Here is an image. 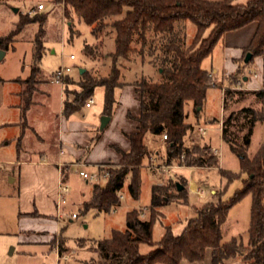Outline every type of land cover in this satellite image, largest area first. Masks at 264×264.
Returning <instances> with one entry per match:
<instances>
[{
    "label": "trees",
    "instance_id": "trees-1",
    "mask_svg": "<svg viewBox=\"0 0 264 264\" xmlns=\"http://www.w3.org/2000/svg\"><path fill=\"white\" fill-rule=\"evenodd\" d=\"M234 1L54 0L56 4L64 3L65 16L71 22L70 40L78 34L74 29L75 17L91 27L96 38L95 45L99 43L102 31L110 29L115 34V50L109 54L112 64L107 76L97 77L88 71L80 73L79 80H74L75 89L69 88V76L66 77L63 102L65 115L80 111L96 90L103 88V114L112 117L117 104L116 89L127 85L121 81L123 61L132 62L136 56L140 57L141 63L148 61L157 66L162 75V80L158 82L143 78L131 84L135 88L141 111L138 117L128 112V117L138 124L136 131L127 135L131 142L130 150L126 152L117 148L121 154L120 167L110 168V178L94 185L92 197L83 203V213L91 209L98 213H110L122 204L120 195L126 187L133 198H139L141 167L150 155L147 134L163 136L164 132L167 133L169 161L180 162L184 155L188 166H219L220 159L210 146L187 143L186 138L194 131V126L185 121V105L192 101L196 110L202 109L212 86L210 72L203 69L202 63L212 55L224 33L257 20L258 29L246 53L251 52L253 58L264 55V0H248L246 4H235ZM47 20L48 14L45 12L34 17L22 14L13 30L0 36V49L9 51L30 24H39L32 41L31 73L24 80L29 87L20 92L23 129L34 103L33 95L37 91L31 85L36 82V77L42 81L44 76L40 62L47 50ZM189 21L196 26V33L192 43L187 45ZM137 44H140L139 48L135 46ZM92 45L86 43L84 52L94 58ZM247 93L244 90H227L226 102ZM259 95L263 100L262 92L259 91ZM240 117L245 120L239 124L240 129L248 127L242 137V146L237 144L234 134L228 135L229 128L234 127L232 121ZM258 122H264V108L256 110L245 107L237 113H231L224 121L223 140L240 158L242 172L246 174L242 187L230 200L222 199L223 192L214 194L215 200L196 208V215L179 235L168 229L159 241H155L154 224L161 214L158 209L170 201L172 189L177 190L175 198L185 204L189 191L186 179L180 182L185 186L181 191H178L177 183L172 179L166 186L155 184L152 186L151 214L148 219L141 218L139 210L135 208L127 213L125 231L114 229L109 238L77 241L81 247L90 245L98 253V258L85 264H181L183 260L194 263L204 261L209 249L212 250V257L208 264H224L225 260L239 256H242L245 264H264V141L254 158L251 159L247 153ZM221 173L230 182L238 177L223 169ZM249 194L252 196V208L248 245L240 238L223 242V226L230 209ZM167 198L168 202L165 201ZM141 244L150 245L153 249L143 254L140 252ZM60 251H65L64 240L60 243Z\"/></svg>",
    "mask_w": 264,
    "mask_h": 264
},
{
    "label": "rangeland",
    "instance_id": "rangeland-1",
    "mask_svg": "<svg viewBox=\"0 0 264 264\" xmlns=\"http://www.w3.org/2000/svg\"><path fill=\"white\" fill-rule=\"evenodd\" d=\"M51 1L4 0L0 2V36L11 32L15 27V23L20 20L22 14L26 13L30 17H34L37 14L42 13L28 12L35 8L39 2H43L46 6V11H48L47 34L45 38L47 50L40 62L44 76L42 77V81L39 80V77H36L34 79L36 82L31 85L37 90L33 95L34 103L37 97L45 98V96L37 95L39 88L44 79H49L62 64L71 68V73L68 75L70 89H75L77 87L74 84V80H79L81 69H85L97 77L107 76L110 73L112 64L109 54L115 50V34L112 30L107 29L102 31L99 43L95 45L96 38L92 34L91 27L84 22L79 21L76 17L74 29L78 34L70 40V26L65 16V12L63 14L64 24L62 25L59 8L56 9L57 11L51 10L54 0ZM16 9H20V11L16 12ZM38 29V23L30 24L26 31L19 36L14 47H11L4 59L0 60V143L4 142L3 139L6 133L9 132V130L2 128L1 125L7 122L20 121V112L13 110L12 108L13 104L18 103V99L14 98V93L17 89H19L18 91H22L29 87L27 81L24 80H26L31 73L33 52L32 41ZM186 31L187 45H190L196 33V26L189 21L187 22ZM24 35L26 36L24 37ZM86 43L93 44L94 58L87 56L84 52V45ZM159 44L160 43L157 45ZM135 46L139 48L140 44ZM71 55H75V58L71 59ZM208 62L209 60L207 59L203 63V68L207 66ZM121 71V81L127 84L143 78L154 82L162 80L161 72L158 71L157 66L151 65L148 61L147 63H141V58L137 56L132 62L123 61ZM93 97L95 103L92 105V108H83L77 112V115L83 116L84 113L87 115L89 114L87 119L91 120L92 116L97 114L98 118L96 119V124L99 127V132H103L106 130V128L101 130L102 117H100L101 113L104 111L103 88H98ZM49 101L46 110L48 116L50 110H59L61 103L59 85L52 86V93ZM233 101L227 100L226 102L225 97L222 95L221 88L213 85L209 88L208 96L204 101L202 109L196 110L194 103L189 101L185 105V113L186 118H190L194 125H204L209 128L207 133L208 136H204L205 140L211 139V144L214 147H219L222 143L223 155L220 159L221 167L224 171L229 172L228 174H235L238 177L230 182L227 177L222 175L221 169L220 172L218 170H212L219 168L220 164H218V167L209 168L188 166L185 160L184 162H176L179 164H185L188 167H197L198 169H201L200 172L207 174L208 177L209 185L208 188H206L208 194L209 189L214 187V189L217 190L216 193L220 194L223 192V200H230L236 191L242 187V180L246 177V174L242 172L240 158L231 150L229 144L221 139L222 134L219 131L220 123L218 120L221 118L222 114L224 115V121H226L231 113H237L245 107H251L252 104L251 96H247V94L237 95L236 99ZM120 115L117 116L119 122L122 121ZM244 122L245 120L242 117L238 120L234 119V121H232L234 127H230L228 132V135L232 134L233 136L234 134L236 136L237 144L241 146L243 144L242 137L248 130V127L240 129L239 124ZM191 136L192 141L189 140L188 143H193L196 146H204L199 144L200 141L196 138L194 133ZM154 137L153 134H147V145L151 149H157L164 154L165 149L154 144ZM159 141L160 143L163 141V136L156 140V143H159ZM263 141L264 123L259 122L254 130L251 144L247 152L251 159L258 153ZM11 146H13V148L10 150L14 151L5 149V146L0 145V264H58L55 249L57 243H61L63 240L65 250L63 253H71V259L68 263L62 261L59 264H84L86 261L98 258V253L94 249H91L90 245L81 247L77 241L79 239L91 241L109 238L114 229L125 231L127 213L135 208L139 210L145 206H148L150 209L152 186L158 184L164 177H166L162 172L155 173L141 167V189L139 198H133L126 187L122 192L124 196L122 204L110 213H98L94 209L89 210L87 213H83L81 211L83 203L92 197L94 185L100 182H105L106 179L100 178L98 181L87 182L79 175L80 169L72 168L63 178L66 179L64 182L70 187V194L67 196L66 203L62 206V218L60 220L58 217L55 218L57 224L58 222L61 223L60 229H58V233L60 232L59 235L55 232L52 238L53 243L48 245L22 244L20 242L21 239L27 236L26 234L21 233L23 228L27 229L29 225L38 226L40 223L34 220L31 222H20L19 220V211H27V209H30L34 203L30 197L31 195L28 194L29 187L25 185L24 188H21L18 180L12 182L7 171H2L5 168H9L8 165H5L6 161L11 157L17 156L16 144L14 143V145ZM156 155L155 152H151L150 150L149 158L155 157L158 161H160V158H163L160 153H158L157 156ZM148 161V158L145 159L143 165H147ZM108 165H111L112 167H120L119 162ZM84 169L87 172H93L96 170V168L91 169L88 167H85ZM208 169L211 171H208ZM178 170L181 169H177L171 173L172 175L176 174L175 180H172L173 182L175 181V183L184 181V178L181 175H178ZM169 180L164 179L162 185H168ZM128 182L129 179L127 183ZM176 191L177 190L172 189L170 193L172 197L169 198L170 201L168 198L165 199L166 202H169L158 209L161 214L154 224L153 237L155 241H159L168 229H170L175 235H179L188 221L196 215V208L207 203L212 198L211 195H207L205 198H200L188 191V201L186 204H183L175 198L177 196L175 193ZM213 200H215V198H213ZM251 208L252 196L249 194L230 209L227 221L223 226V242L229 241L232 238H240L245 245H248ZM73 212L79 215L77 219L71 218ZM150 214L149 211L145 219H148ZM57 224L56 226H58ZM66 244L68 248L66 247ZM152 249L153 247L150 245H140V252L143 254L148 253ZM211 257L212 250L209 249L204 261L191 263L187 260H183L181 264H208L211 261ZM224 264L245 263L242 256H239L225 260Z\"/></svg>",
    "mask_w": 264,
    "mask_h": 264
},
{
    "label": "crops",
    "instance_id": "crops-1",
    "mask_svg": "<svg viewBox=\"0 0 264 264\" xmlns=\"http://www.w3.org/2000/svg\"><path fill=\"white\" fill-rule=\"evenodd\" d=\"M1 1L4 0H0V2ZM247 2L248 0L234 1L235 4H246ZM38 4L44 3L39 2ZM36 7L33 9H36ZM58 8L63 25L64 3H53V6H51V10L53 11H57L56 9ZM17 10L16 12L20 11V9ZM46 10L45 6V9L40 12L47 13L48 11ZM69 24H71V22H69ZM258 25L259 22L255 20L239 29L224 33L217 43L212 55L203 61L204 63L207 59L209 60L207 66L203 69L210 72L212 86H219L221 92L223 87L238 85L239 80L235 81V79L242 77V79H244V91L248 92L247 96H251V108L256 110L264 108V98L262 100L258 91V89L264 88V55L255 56L251 63H245V57L247 55V49L257 32ZM25 36L26 35H24V37ZM7 52L8 51H6V54ZM250 69L258 72L259 77L257 79H252V77L250 79V77H247L246 72ZM50 79L51 77L49 79L45 78L41 84L37 95L45 96V98L37 97L35 103H33L28 112L27 123L24 129L22 127L21 114H19V122H7L1 125L2 128L9 130V132L6 133L3 139L4 142H1L0 145L10 150L13 148L11 145L15 143L17 152L16 157H11L6 161L5 165H8L9 168H5L2 171H7L12 182L18 180L21 188L27 185V187H29L28 194L31 195L30 197L34 203L27 211H19V220L20 222H31L34 220L40 223L38 226L29 225L27 229L23 228L21 233L27 236L21 239L20 242L22 244H50L54 233L58 232V229H60L59 226H56L57 222L55 220V218L58 217L57 197L59 182L61 180L63 182L64 180L66 181V179L63 178L72 168L79 169L75 164H85V167L93 169L96 168V165H108L119 162L121 154L117 148L126 152L130 150L131 142L127 135L136 131L138 125L135 120L128 118V112L138 117L141 111L140 102L136 97L135 88L131 85L132 83H128L123 88H117V104L111 121L106 127V130L99 132V127L96 124V119L98 118L97 114H94L91 120L87 119L89 114L87 115L86 113H84L83 116H78L77 112L71 115H65L63 108L65 94L63 89L59 86L61 92L59 110H50L48 116L46 114L47 104L49 105L50 102L49 99L52 93V86L55 85L50 82ZM18 90L19 89L14 93V98L18 99V103L13 104L12 108L20 112L21 91ZM222 95L224 96L223 92ZM230 100L233 101L232 99ZM90 108H92V106ZM118 115H120L122 119L120 122L117 120ZM103 116L104 114L101 113L100 117ZM185 121L194 126V131L191 135L193 133L196 135V138L200 141L199 144L211 146L213 150L219 148L223 150L222 143L219 147H214L211 144V139H204V136H208V134L201 135L198 132L199 127L206 126H196L190 118H186ZM219 121L220 119L218 122ZM208 129L209 128H207V133ZM219 131L222 134L221 139H223L221 126L219 127ZM191 135L187 136V141H192ZM160 137L161 136L154 137V144L163 147L165 153L163 154L157 149L154 150L150 148V150L157 155L160 153V155L163 156L162 159H159L160 161L171 162L169 161L167 142L163 140L161 143L160 141L156 143V140L160 139ZM151 158L148 157V160L150 161ZM221 166L220 164L219 168L212 170H218L220 172V169L222 170ZM142 168L148 169L146 165H142ZM200 171L201 169L197 167H188L178 170V175H181L187 180L189 192L200 197L196 191L203 190L204 196L200 198L211 195L212 198L208 202H212L214 201L213 195L216 194L217 190H215L214 187L210 188L208 194L206 189L209 185L207 174L201 173ZM208 171L211 170L208 169ZM175 175L176 174H165L164 176L166 177L158 184L162 185L164 179L175 180ZM193 184L196 186V189L193 188ZM74 213L75 212L72 214Z\"/></svg>",
    "mask_w": 264,
    "mask_h": 264
},
{
    "label": "built area",
    "instance_id": "built-area-1",
    "mask_svg": "<svg viewBox=\"0 0 264 264\" xmlns=\"http://www.w3.org/2000/svg\"><path fill=\"white\" fill-rule=\"evenodd\" d=\"M45 9L44 4H38L36 9L30 10L29 13H34V12H40L42 10ZM64 24V23H63ZM71 59L75 58V55H71L70 56ZM71 73V68L65 66L64 64L61 65V67L56 70V72L51 76L50 82L52 84L55 85H59L61 87V89H63L64 92V87H65V80L66 77ZM247 77H252V79H257L259 77L258 72H255L254 70H248L246 72ZM243 83H244V79H242V77L240 78L238 85L236 86H229V87H223L222 88V92L224 94L225 97V93L227 90H244L245 88L243 87ZM258 91L262 92L263 94V98H264V88H260L258 89ZM95 103V99L94 97H91L87 100L84 108H90L93 104ZM220 126H221V130L223 132V125H224V115L222 114L221 118H220ZM198 132L201 135H206L207 134V128L206 127H199L198 128ZM163 140L167 141L168 140V135L167 133L163 134ZM213 152L219 157V159L222 158L223 155V150L222 148L219 149H214ZM177 161H171V162H162V161H158L157 159H155L154 157L151 158V160L149 161V163L146 165V167L151 170L152 172H162L163 174H171L173 171H176L177 169H184V168H188L187 165L185 164H179L176 163ZM180 162H184V155H182L181 157V161ZM76 167H78L79 170V175L81 177H83L87 182L88 181H98L100 178L106 179L108 180L110 178V167H112L111 165H96V170L93 172H87L84 167L85 164H75ZM196 193L200 196L203 197L204 196V191L203 190H198L196 191ZM70 194V187L64 183L62 180L59 182V186H58V197H57V208H58V219L60 220L62 218V206L63 204L66 203V199L67 196ZM120 199L123 200L124 196L123 194L120 195ZM150 211L148 206H145L143 208L139 209L140 212V217L145 219V217L147 216V213ZM78 214L74 213L72 214V218H77ZM60 222H58V226L60 227ZM58 233V232H57ZM60 233V232H59ZM58 233V235H59ZM56 254H57V262L58 264L60 262H65L68 263L71 259V253L69 254H64L61 253L60 251V243H57L56 246Z\"/></svg>",
    "mask_w": 264,
    "mask_h": 264
},
{
    "label": "water",
    "instance_id": "water-1",
    "mask_svg": "<svg viewBox=\"0 0 264 264\" xmlns=\"http://www.w3.org/2000/svg\"><path fill=\"white\" fill-rule=\"evenodd\" d=\"M15 11H18V10L16 9ZM5 56H6V51L0 49V60H2ZM252 58H253V54L251 52H248L246 57H245V63H249ZM84 71H85L84 69H81L80 73L82 74V73H84ZM245 80H246V78H245ZM110 121H111V116L104 115L102 117V120H101V130H104L108 126ZM177 186H178L179 191H181L185 188V186L179 182H177Z\"/></svg>",
    "mask_w": 264,
    "mask_h": 264
},
{
    "label": "bare ground",
    "instance_id": "bare-ground-1",
    "mask_svg": "<svg viewBox=\"0 0 264 264\" xmlns=\"http://www.w3.org/2000/svg\"><path fill=\"white\" fill-rule=\"evenodd\" d=\"M193 188L196 189V186L193 184Z\"/></svg>",
    "mask_w": 264,
    "mask_h": 264
}]
</instances>
